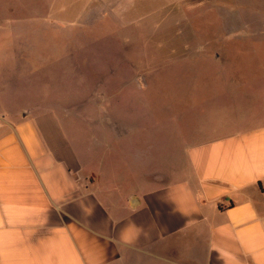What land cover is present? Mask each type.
<instances>
[{
	"label": "crops",
	"instance_id": "1",
	"mask_svg": "<svg viewBox=\"0 0 264 264\" xmlns=\"http://www.w3.org/2000/svg\"><path fill=\"white\" fill-rule=\"evenodd\" d=\"M49 4L39 20L56 27L69 20L75 29L102 4L106 24L140 37L159 34L165 6H182L168 10L170 48L176 27H190L195 42L171 63L215 69V93L198 99L184 138L170 130L156 169L137 124L65 127L33 96L5 109L0 264H264V0ZM135 141L129 155L124 143Z\"/></svg>",
	"mask_w": 264,
	"mask_h": 264
},
{
	"label": "rangeland",
	"instance_id": "2",
	"mask_svg": "<svg viewBox=\"0 0 264 264\" xmlns=\"http://www.w3.org/2000/svg\"><path fill=\"white\" fill-rule=\"evenodd\" d=\"M51 1L0 0V114L33 96L34 106L56 108L65 127L71 119L81 129L137 124L145 155L148 143L154 146L150 165L162 167L170 130L175 128L177 141L184 138L196 123L198 99L215 93L210 85L216 82L215 69L171 63L184 60V41L195 42L190 27H176L170 48L168 10L182 12V6H165L159 34L140 37L121 31L117 21L106 24L102 4L95 6L93 19L75 29L69 20L59 27L39 20L51 10ZM193 23L200 30L201 18ZM230 71L247 74L246 68ZM124 144L129 155L136 152V141ZM137 170L135 165L127 171Z\"/></svg>",
	"mask_w": 264,
	"mask_h": 264
}]
</instances>
